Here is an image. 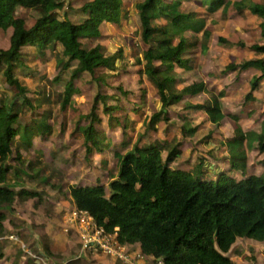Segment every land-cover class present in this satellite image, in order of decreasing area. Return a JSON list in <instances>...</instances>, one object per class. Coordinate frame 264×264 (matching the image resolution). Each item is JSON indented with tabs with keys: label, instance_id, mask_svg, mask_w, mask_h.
<instances>
[{
	"label": "rangeland",
	"instance_id": "rangeland-1",
	"mask_svg": "<svg viewBox=\"0 0 264 264\" xmlns=\"http://www.w3.org/2000/svg\"><path fill=\"white\" fill-rule=\"evenodd\" d=\"M86 1L64 0L57 10L58 16L65 13L72 22H82L86 15L81 8ZM140 1L123 0L126 13L118 24L104 21L100 25V37L81 39L86 49L99 44L104 55L121 51L122 59L115 70L98 68L94 74L84 72L74 78L75 90L64 108V85L76 63L72 62L61 73L58 82L52 81L60 70L56 64L62 50L59 44L42 50L32 44L21 48L22 63H15L13 73L26 87L25 96L31 105L23 103V97L15 94L17 89L6 83L2 72L6 64H0V95L5 94L0 96V101L13 103L18 113L15 127H20L11 144L6 184L16 192L33 193L30 196L17 195L12 205L0 207L3 211V217H0L3 227L0 232V264H92V259L97 256H89L81 245L76 231L79 224L71 215L75 207L69 188L101 184L108 195L107 185L118 173L115 151L132 149L136 143L180 141L181 154L170 166L192 171L195 176H198L199 168L209 171L210 165L226 167L228 174L237 179L252 173H264V151L259 150L257 138L250 141L243 138L235 149L244 155L245 159H239L244 166L233 170L228 168L231 158L229 141L237 137V126L243 132L254 131L256 137L261 127L264 128V82L256 86L254 100L246 102L249 80L256 72L238 67L226 69L228 64L239 65L243 60L259 57L249 48L263 43L259 19L247 9L238 12L229 6L225 12L210 13L200 0H182L181 10L195 14L192 23L196 31L185 29L181 34L191 44H187L188 49L182 55L188 68L176 70L177 81L171 87L173 91H181L193 82H203L205 90L196 95L185 94L182 100L167 108L166 120L154 124L156 130H147L150 117L160 110L161 103L153 84L144 74L138 73L146 49L141 40L136 8ZM17 14L29 28L41 12L18 9ZM204 30L209 36L203 50ZM10 34L11 28L0 30V49L8 48ZM139 59L141 66L137 62ZM99 95L103 100L96 101ZM213 99H217L225 113L217 125L208 121L203 110L187 106L206 104ZM105 106L115 107V110L106 112ZM91 113L99 120L93 123L95 129L86 142L82 131L90 122ZM113 117H117L119 123L112 120L111 126L108 121ZM42 119L48 128L28 133L23 138L21 128L38 125ZM185 123L195 129L192 134L183 132ZM144 134L145 137L141 138ZM162 156L166 157V151ZM211 177L216 176L207 174V178ZM132 248L137 250L134 248L138 246ZM224 254L233 264H264L263 243L250 238L238 237ZM99 257L103 264L104 257Z\"/></svg>",
	"mask_w": 264,
	"mask_h": 264
},
{
	"label": "trees",
	"instance_id": "trees-1",
	"mask_svg": "<svg viewBox=\"0 0 264 264\" xmlns=\"http://www.w3.org/2000/svg\"><path fill=\"white\" fill-rule=\"evenodd\" d=\"M63 1L0 0V30L11 28L8 48L0 49V64H6L2 70L3 77L6 83L17 89L16 96H22L25 104L31 105L25 96L27 89L16 79L13 69L17 61L22 63L21 48L26 44H32L39 50L56 44L62 47L61 56L56 59L59 75L52 81L58 82L61 73L72 62L76 63L64 85L63 108L75 90L72 80L79 74H94L98 68L115 70L119 61L121 63V51L104 55L101 45L86 49L81 39L100 37V25L104 21L118 23L124 10L123 0H87L81 9L86 17L80 23L72 22L65 13L58 16L57 10ZM200 2L210 13L217 10L225 12L229 6L238 12L249 10L259 19V32L264 41V2ZM181 4L182 0H142L136 4L141 40L146 46L138 73L144 74L153 84L161 103L160 110L150 117L147 130H156L154 124L166 120L167 108L182 100L185 94L193 95L204 90L203 82H193L181 91H173L172 88L177 81L176 70L188 68L182 55L188 49L187 44H191L181 34L185 29L196 31L192 23L195 14L183 12ZM18 9L36 10L41 15L27 28L25 20L17 14ZM203 35L201 48L204 50L208 31L204 30ZM249 48L259 57L243 60L239 65L228 64L226 69L259 70L260 74L250 80L254 89L264 82V43L253 44ZM141 60L137 61L140 66ZM253 98L251 92L245 96L246 100ZM101 99L103 97L99 95L96 101ZM187 106L202 108L208 120L215 125L220 124L225 116L217 99ZM112 110L113 107L104 108L106 112ZM17 115L13 103L0 101V207L12 205L17 195H33L25 190L16 192L6 184L11 144L20 132V127H15ZM90 117L82 131L86 142L95 129L93 123L99 120L94 113ZM113 118L108 121L111 126L112 120L118 122L117 117ZM46 127L42 119L38 125L22 127L21 133L24 138L26 134L38 133ZM236 129L237 137L229 141L231 168L244 166L239 162V159H245L244 155L240 151L235 152L243 138L249 141L257 138L259 150L264 151V128L258 137L254 131L243 132L238 126ZM182 130L189 134L195 131L187 123L183 124ZM180 146L181 142L176 139L154 140L144 145L136 143L132 149L123 152L115 151L118 173L107 185L108 195L103 185L95 184L71 186L69 196L77 209L86 211L107 231L117 227L121 243L138 244L143 253L162 258L164 264H233L224 253L238 237L250 238L264 245V173H252L236 180L225 171L215 170L216 177L207 178L209 171L205 168H199L198 176L189 170L172 169L171 163L181 154ZM163 151H166L165 158ZM2 228L0 223V232Z\"/></svg>",
	"mask_w": 264,
	"mask_h": 264
},
{
	"label": "built area",
	"instance_id": "built-area-1",
	"mask_svg": "<svg viewBox=\"0 0 264 264\" xmlns=\"http://www.w3.org/2000/svg\"><path fill=\"white\" fill-rule=\"evenodd\" d=\"M78 222L76 227L83 249L89 253L101 252L113 258L120 264H164L161 259L148 256L138 248L132 250L134 245L121 243L118 238V228L107 231L99 225L95 219L84 210L76 207L71 214ZM67 215L64 216L66 218ZM79 220V221H77Z\"/></svg>",
	"mask_w": 264,
	"mask_h": 264
},
{
	"label": "crops",
	"instance_id": "crops-1",
	"mask_svg": "<svg viewBox=\"0 0 264 264\" xmlns=\"http://www.w3.org/2000/svg\"><path fill=\"white\" fill-rule=\"evenodd\" d=\"M83 6V5H82ZM82 9V8H81ZM125 11L123 10V13H122V15H121V17L122 16H124L125 15ZM253 16H255V15H253ZM120 17V18H121ZM256 17V16H255ZM257 18V17H256ZM258 19V18H257ZM120 20V19H119ZM119 23V22H118ZM117 23V24H118ZM259 27V26H258ZM100 31H101V29H100ZM100 36H101V34H100ZM261 37V36H260ZM262 39V38H261ZM262 41H263V39H262ZM263 43H264V41H263ZM262 44V43H261ZM238 69H240V68H238ZM247 69H250V71H254V72H256L255 74H253L252 76H254V75H259L260 74V72H259V70H257V69H255V68H247ZM247 69H242V70H247ZM252 76L250 77V80H251V78H252ZM250 80H249V83H250ZM262 83L263 82H261V84H259V85H262ZM256 89V86H255V88L254 89H252L251 88V86H250V91L249 92H251L252 93V96L254 97V93H256L255 90ZM204 90H205V86H204ZM204 90L203 91H201V92H204ZM200 93V92H199ZM198 94V93H197ZM193 95H196V94H193ZM246 96V95H245ZM255 98V97H254ZM254 98L253 99H251V100H246L245 99V101L246 102H249V101H253L254 100ZM200 105H202V104H200ZM110 107V106H109ZM200 110H203L202 108H199ZM113 110H115V107H113ZM112 110V111H113ZM204 112V111H203ZM223 113V112H222ZM206 114V113H205ZM224 115H225V113H224ZM206 117H207V114H206ZM208 118V117H207ZM209 121V120H208ZM261 130H262V127H261ZM260 130V131H261ZM234 138V137H233ZM232 140V139H231ZM230 150H231V147H230ZM220 163L222 164V163H224V162H221L220 161ZM209 164H210V162H209ZM225 164H228L227 163V161L225 162ZM219 165V164H218ZM221 166V165H220ZM218 167L217 168V165H214V167L212 166V165H210L209 167H208V169H209V173L208 174H211V175H214V172H215V170L214 169H217V171H225V172H227L228 173V170H227V168L226 167ZM212 168H214V169H212ZM228 168H230V170H233V168H231V167H228ZM192 174H194L192 171H190ZM256 174V173H255ZM262 174V173H261ZM256 175H260V174H256ZM231 176V175H230ZM232 178H234V179H236V180H238L237 178H235V177H233V176H231ZM242 178V177H241ZM240 178V179H241ZM71 201L73 202V200L71 199ZM3 215V211H2V209H0V217H3L2 216ZM89 256H97V257H95L94 259H92V264H101V260H98V259H101V257H99V256H102V259H103V257H104V259H105V262L103 263V264H111V263H109V262H112V264H117V262L118 261H115L113 258H109L108 256H105L103 253H101V252H96V253H93V254H89ZM84 257H79V259H83ZM108 261H107V260ZM81 264H82V262H81Z\"/></svg>",
	"mask_w": 264,
	"mask_h": 264
},
{
	"label": "clouds",
	"instance_id": "clouds-1",
	"mask_svg": "<svg viewBox=\"0 0 264 264\" xmlns=\"http://www.w3.org/2000/svg\"><path fill=\"white\" fill-rule=\"evenodd\" d=\"M74 204V203H73ZM74 207H75V205H74ZM134 246H138L139 248H140V246L138 245V244H135ZM141 249V248H140ZM143 252V251H142ZM90 254H93V253H90ZM145 254V253H144ZM146 255H148V254H146ZM148 256H152V255H148ZM153 257V256H152ZM155 258V257H154ZM155 259H161L162 261H163V259L162 258H155ZM164 262V261H163Z\"/></svg>",
	"mask_w": 264,
	"mask_h": 264
}]
</instances>
